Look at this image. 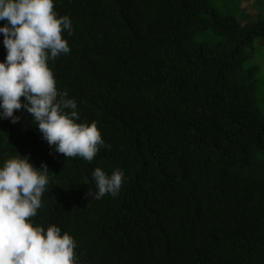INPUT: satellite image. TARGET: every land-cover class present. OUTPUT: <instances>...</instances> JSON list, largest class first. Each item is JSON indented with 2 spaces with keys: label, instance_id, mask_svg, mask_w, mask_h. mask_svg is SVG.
<instances>
[{
  "label": "trees",
  "instance_id": "obj_1",
  "mask_svg": "<svg viewBox=\"0 0 264 264\" xmlns=\"http://www.w3.org/2000/svg\"><path fill=\"white\" fill-rule=\"evenodd\" d=\"M53 3L74 31L49 67L111 150L65 160L26 110L0 119V166L20 154L49 169L34 226L71 234L80 264H264V115L257 67L243 68L264 19L241 25L210 0ZM206 31L225 41H193ZM96 167L124 171L119 195L86 196Z\"/></svg>",
  "mask_w": 264,
  "mask_h": 264
},
{
  "label": "clouds",
  "instance_id": "obj_2",
  "mask_svg": "<svg viewBox=\"0 0 264 264\" xmlns=\"http://www.w3.org/2000/svg\"><path fill=\"white\" fill-rule=\"evenodd\" d=\"M0 26L6 58L0 61V119L16 124L21 109L32 117L42 139L66 159L92 163L101 148L111 150L96 121L81 122L75 99L60 90L49 61L71 52L63 32L73 34L69 16L54 11L53 0H0ZM21 97L24 99L22 100ZM51 154V153H50ZM93 199L119 195L126 176L116 168L92 172ZM88 184V177L82 178ZM47 164L35 167L27 155L4 159L0 166V264H80L77 242L56 225L34 226L49 190Z\"/></svg>",
  "mask_w": 264,
  "mask_h": 264
},
{
  "label": "rangeland",
  "instance_id": "obj_3",
  "mask_svg": "<svg viewBox=\"0 0 264 264\" xmlns=\"http://www.w3.org/2000/svg\"><path fill=\"white\" fill-rule=\"evenodd\" d=\"M210 4L222 15H233L241 25L264 19V0H210ZM193 41L213 45L224 42L225 38L206 31L196 34ZM244 53L246 55L243 62L244 71L257 67L254 102L264 115V38L257 39L251 46L245 48ZM259 157L264 159V152H261Z\"/></svg>",
  "mask_w": 264,
  "mask_h": 264
}]
</instances>
